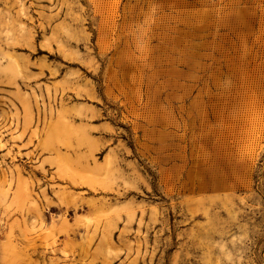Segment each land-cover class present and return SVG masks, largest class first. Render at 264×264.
Returning <instances> with one entry per match:
<instances>
[{"label":"rangeland","instance_id":"1","mask_svg":"<svg viewBox=\"0 0 264 264\" xmlns=\"http://www.w3.org/2000/svg\"><path fill=\"white\" fill-rule=\"evenodd\" d=\"M0 264H264V0H0Z\"/></svg>","mask_w":264,"mask_h":264}]
</instances>
